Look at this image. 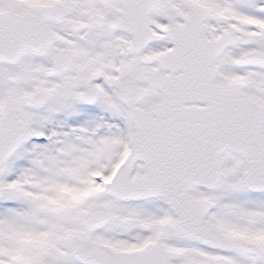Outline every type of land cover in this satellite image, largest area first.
Listing matches in <instances>:
<instances>
[{"label": "snow or ice", "instance_id": "snow-or-ice-1", "mask_svg": "<svg viewBox=\"0 0 264 264\" xmlns=\"http://www.w3.org/2000/svg\"><path fill=\"white\" fill-rule=\"evenodd\" d=\"M0 264H264V0H0Z\"/></svg>", "mask_w": 264, "mask_h": 264}]
</instances>
